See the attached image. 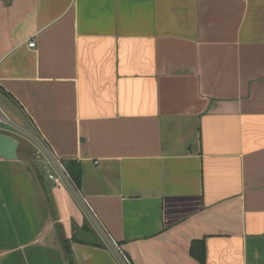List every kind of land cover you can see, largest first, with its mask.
<instances>
[{"label": "crops", "instance_id": "crops-1", "mask_svg": "<svg viewBox=\"0 0 264 264\" xmlns=\"http://www.w3.org/2000/svg\"><path fill=\"white\" fill-rule=\"evenodd\" d=\"M0 110V264H264V0H0Z\"/></svg>", "mask_w": 264, "mask_h": 264}, {"label": "rangeland", "instance_id": "rangeland-1", "mask_svg": "<svg viewBox=\"0 0 264 264\" xmlns=\"http://www.w3.org/2000/svg\"><path fill=\"white\" fill-rule=\"evenodd\" d=\"M0 122L7 124L9 126L14 127L13 129H4L0 125V133L11 135L15 138H17L21 143V149H23L25 155L29 157L30 160L37 161L38 155L41 156L42 159L47 161L48 159L53 163L57 165V161L53 158L52 155L49 154V152H46L44 148H42L41 145H39L37 138L31 134V130L29 132H26L17 126L13 125L7 118L2 117V113L0 110ZM8 127V126H7ZM10 128V127H9ZM41 151V152H40Z\"/></svg>", "mask_w": 264, "mask_h": 264}, {"label": "trees", "instance_id": "trees-1", "mask_svg": "<svg viewBox=\"0 0 264 264\" xmlns=\"http://www.w3.org/2000/svg\"><path fill=\"white\" fill-rule=\"evenodd\" d=\"M71 179L77 187H80L81 180V169L78 171L74 170L72 166L63 164ZM53 207V204H52ZM54 211V207H53ZM191 256L199 261L201 264H206L207 250L205 240L193 241L190 250Z\"/></svg>", "mask_w": 264, "mask_h": 264}, {"label": "water", "instance_id": "water-1", "mask_svg": "<svg viewBox=\"0 0 264 264\" xmlns=\"http://www.w3.org/2000/svg\"><path fill=\"white\" fill-rule=\"evenodd\" d=\"M4 129H10L6 124L1 123ZM20 142L17 138L0 133V159L17 161L19 159Z\"/></svg>", "mask_w": 264, "mask_h": 264}, {"label": "built area", "instance_id": "built-area-1", "mask_svg": "<svg viewBox=\"0 0 264 264\" xmlns=\"http://www.w3.org/2000/svg\"><path fill=\"white\" fill-rule=\"evenodd\" d=\"M36 47V42L33 40L32 42H30L29 43V48H35ZM4 124V123H3ZM42 148H44L45 150H46V148H45V146L42 144ZM41 152V151H40ZM46 163L48 164V165H51L52 164V162L48 159L47 161H46ZM57 166H58V168H59V170H61L62 171V176L61 177H55L54 175H49L48 177H49V179H51V180H53V181H55L56 183H59V182H61V181H63L64 179H67L66 181H69L70 182V184L74 187V182H73V180L71 179V177H70V175L68 174V172H67V170L65 169V167L63 166V164L62 163H60L59 161L57 162ZM63 179V180H62ZM73 183V184H72ZM121 255V261H122V263L123 264H131L130 262H129V260L126 258V256H124V255H122V254H120Z\"/></svg>", "mask_w": 264, "mask_h": 264}]
</instances>
